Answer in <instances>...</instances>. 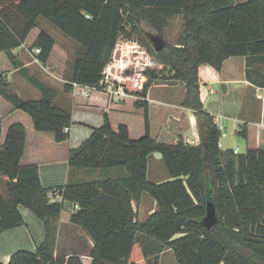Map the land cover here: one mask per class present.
Returning <instances> with one entry per match:
<instances>
[{
    "label": "trees",
    "instance_id": "trees-1",
    "mask_svg": "<svg viewBox=\"0 0 264 264\" xmlns=\"http://www.w3.org/2000/svg\"><path fill=\"white\" fill-rule=\"evenodd\" d=\"M173 14H182L183 32L177 42L165 40L156 52L142 25L161 35ZM39 18L81 47L66 90L72 82L97 86L118 37L137 38L168 67L150 70L140 94L146 96L151 83L165 77L159 76L163 69L171 73L172 79L184 84L181 105L193 110L199 142L153 137L148 106L142 100L134 102L144 109L145 133L138 139L129 138L124 124L114 129L103 112L102 124L68 152L69 169H83L91 179L58 187L63 200L77 205L69 220L87 232L93 249L86 258L76 254L56 258L52 219L60 214L62 202L48 199L36 164H20L26 129L22 123L11 124L0 143V232L24 223L21 205L42 220L45 237L34 251L16 250L0 264H84V260L137 264L138 258L148 255L149 264H158V254L136 249L137 233L171 248L176 264H264V148L247 140L243 153L221 151L217 146L221 131L203 107L198 76L201 64L219 72L227 57L264 56V0H0V51L12 58V49L28 44ZM54 44L40 30L28 48H40L36 58L47 65ZM29 81L41 91V99L21 98L2 78L0 93L30 116L35 130L51 132L56 142L66 140L69 134L64 128L73 123L71 114L51 102V88L34 77ZM238 133L246 138V129ZM156 151L171 177L161 183L147 178L148 156ZM144 192L156 200L158 210L140 222L132 201L138 202ZM207 201L213 202L218 217L210 229L201 221Z\"/></svg>",
    "mask_w": 264,
    "mask_h": 264
},
{
    "label": "crops",
    "instance_id": "crops-1",
    "mask_svg": "<svg viewBox=\"0 0 264 264\" xmlns=\"http://www.w3.org/2000/svg\"><path fill=\"white\" fill-rule=\"evenodd\" d=\"M23 48L27 50L32 59L24 58L22 53ZM11 52L13 59L6 52L0 51V78L9 82L10 88L21 98L25 96L24 83L27 81L33 85L29 81V78L34 77L52 89L51 102L60 109L65 110V99L69 95L72 100H69L67 97V102L68 100L70 102L72 101L74 105H80L86 111L100 112L102 117L103 112H106L114 129L119 124L126 125L130 139H138L144 135V109L134 105V102L139 99H135L134 96H128L118 101L112 100L104 94L105 99L101 100L95 94V92L100 93L99 91L87 90L88 92L85 95L80 93L79 88L73 87V85L69 90H66L64 88V84L68 78L66 74L59 76L57 73L49 72L45 65L40 63L36 58L35 48L29 49L25 44H22L12 49ZM36 64L41 65L40 68ZM260 64L263 66L262 70H260ZM201 70L202 68L199 67L200 99L205 110L213 116L220 131L222 132L221 129L225 128L222 124V119L225 118L238 123L248 124L252 129L250 130L248 127L246 129V138H243H245L246 142L247 140H255L258 146L262 147L260 146L258 138L261 135L260 132L264 131V85L260 84L264 78V56H230L223 61L219 72H215L209 67ZM42 76L46 78L43 79ZM44 80H48L49 83H46ZM51 81L56 82V85H53ZM173 86H169L167 83L156 84L154 85L156 88L154 90L150 85L147 88L145 98L140 99L145 101L148 106V126L150 134L153 135L154 132L155 137L160 138V134L163 131H167L169 134L172 132V134H175L184 143L198 144L199 135L195 127L196 120L193 110L182 106L180 103L175 104L169 101L171 96L176 93L170 94L171 90L166 87L172 88ZM35 88L39 91V94L35 98L27 100L41 99V91L37 87ZM57 91H62L64 97H59ZM247 94H249V98ZM77 95L81 97L79 98ZM232 109L233 111L229 113ZM69 113L73 121L71 126L68 127L69 137L62 142H56L51 132L35 130L30 116L24 111L16 109L0 93V143H3L8 127L11 124L22 123L26 129V138L20 164H36L40 182L48 190H58V187L63 186L67 182L71 180H83V176H85V172L79 170L74 171L73 176H70L71 170L68 167V152L70 148L75 147L69 143L74 138L73 131H75V127H86L85 125L87 123L81 119H74L72 113ZM153 124L156 126L155 131H152ZM82 129L78 133L83 132V136H88L87 134L90 131L86 132L84 130L85 128ZM239 131H236V133ZM250 131L253 134L250 135ZM80 140L82 139L77 137V141L75 142H80ZM46 143L51 145V148L47 149L45 147ZM245 148L247 149V145ZM220 149L225 154H228L227 152H230L229 150H232L234 154L243 153L238 152V147H236L237 151L234 152L235 148L228 146L226 142L222 143ZM155 156L159 157L158 155ZM156 164L149 165V162L147 163V178L149 179L150 176L154 180V183L170 180L171 177L169 174H163L161 172L163 171L162 168ZM145 193L147 192L142 194L138 202L132 201L136 217L140 222L146 221L150 215L158 210L156 200H153V198H150L151 196ZM50 201L62 202L60 214L55 219H52L53 226L55 227L53 256L57 258L76 254L86 258L93 249V242L86 231L79 225L71 223L69 220L70 215L77 209V206L69 201V209L67 212H64V204L68 200H63L60 195ZM20 207L21 205L19 206V210L24 223L0 232V261L4 263L8 262L11 254L16 250L24 249L34 251L45 237L42 220L30 209ZM178 236L179 234L175 235V237ZM136 242V249L139 252L143 249L153 254H158V264L177 263L172 249L164 246L163 243L140 233L136 234ZM160 244L163 247H160ZM159 249L161 250L157 251ZM151 257V255L141 257L134 262L137 264H149L150 259H152ZM83 263L88 264V261L84 260Z\"/></svg>",
    "mask_w": 264,
    "mask_h": 264
},
{
    "label": "rangeland",
    "instance_id": "rangeland-1",
    "mask_svg": "<svg viewBox=\"0 0 264 264\" xmlns=\"http://www.w3.org/2000/svg\"><path fill=\"white\" fill-rule=\"evenodd\" d=\"M243 1V0H240ZM183 23H184V18L182 16V14H173L171 15L168 20H167V24L162 28L161 30V35L162 37L170 44H174L175 42H177L180 38V35L183 32ZM144 30L147 31H151V32H155V30L150 27L147 24H143L142 25ZM129 29V27H127V30ZM43 30L45 32H47L55 41L54 44V48L51 52L50 58H49V63L47 65H45V67L47 68V70L49 72H53V73H57L59 76H61L62 74H66V76H70L71 72H72V65L73 62L76 58H78L81 54V47L70 37H68L67 35H65L63 32H61L59 29H57L56 27H54L51 23H49L47 20L43 19V18H39L38 19V23L37 26L32 30L31 35L32 38L29 40L28 44L31 43V41L34 38V35H36L38 33V31ZM130 39H135L137 40V38H135L134 36ZM28 44H25V46L28 48ZM22 53L24 55V58L27 57L29 59H32L31 55L27 52V50L25 48L22 49ZM156 61L158 63V68L156 70H160L161 68H168V67H164L166 65H164L160 60H158L156 58ZM37 65V64H36ZM261 65V69L262 70V64ZM39 68L41 65H37ZM200 68H206L210 66L206 65V64H201L199 65ZM213 69V68H212ZM46 70V72H48ZM201 70V71H202ZM214 70V69H213ZM215 71V70H214ZM44 72V73H46ZM216 72V71H215ZM164 74V78H158L156 80H154L151 83V87L155 90L156 88L154 87V85L156 84H164L167 83L169 86L174 85L172 88L171 87H166L169 88L171 90L170 94L176 93L174 95L171 96V98L169 99L170 102L175 103V104H181L183 97H184V93H185V88H184V84L180 81H177L176 79H172L171 78V73H168L167 71H165L163 69L162 73H159V76ZM44 75V74H43ZM43 79H45V76H42ZM46 83H49L48 80H44ZM51 83H53V85H56V82L51 81ZM25 85V96L23 98L25 99H30V98H35V96L37 94H39V91H37V89L31 85L30 83H28L27 81L24 83ZM176 85V86H175ZM57 95L60 97L63 96L62 91H57ZM96 95H98L100 97L101 100L105 99V95L104 93L102 94L101 92H95ZM79 98L81 97L80 95ZM64 97V96H63ZM67 97L69 98V100H72L70 98L69 95H67ZM67 97L65 99V110L68 112H71L73 115L74 119H81L82 121H84L85 123H87L85 126L86 127H75V131H73L74 133V138L71 139L69 141L70 144H72L73 146H78L81 142H83L85 139H87L91 133V131L100 126L102 124L103 121V117L102 114L99 113H95L94 111H86L84 109V107H81L80 105H74L73 102L69 101L67 102ZM247 97L249 98V94H247ZM247 98V99H248ZM230 100H232V98H230ZM246 100V99H245ZM79 101V99H78ZM250 101V100H249ZM233 111L230 110L229 113H231ZM158 119H160V117H158ZM222 124H223V129L222 132H225L226 135L224 137H221L222 139V143H228V146H233V148L238 147V152H244L246 151L245 147L247 145V142L245 140V138L241 137L238 133H236V131L242 130V129H247L249 126L248 124H243L241 122H235L233 120H227V118L222 119ZM196 129H197V124L195 125ZM82 128H85L84 130L86 132L90 131L87 135L88 136H83V132L82 133H78L79 130H83ZM250 128V127H249ZM252 129V127L250 128V130ZM156 130V126L153 124L152 125V131ZM261 135L258 138L260 146H262L264 148V131L260 132ZM253 134V132L251 133L250 131V135ZM153 137H155V134L153 132ZM254 136V135H252ZM77 137H80V142H75L77 141ZM83 137V138H82ZM85 137V138H84ZM169 138H176L175 134H169L167 131H163L160 134V138H157L158 140H162V141H166ZM190 144V143H187ZM227 145V144H226ZM45 147L47 149L51 148V145L49 144H45ZM155 155H158L159 157H156ZM157 159V160H155ZM148 162L149 165L155 164L158 165V167L162 168L163 171H161L163 174H168L167 169L165 167V164L162 160V157L160 155L159 152H154L151 153L148 156ZM82 172H86L83 171V169H81ZM70 176H73V171L71 170ZM84 180H88L91 179V176L87 175L85 173V176H83ZM149 181L154 182V180L149 176ZM146 195H149L148 193H145ZM150 196V195H149ZM152 198V197H150ZM154 200V199H153ZM70 206V202L69 201H65L64 204V212H67ZM20 208H23V206H21ZM176 262V261H175ZM176 264V263H175Z\"/></svg>",
    "mask_w": 264,
    "mask_h": 264
},
{
    "label": "built area",
    "instance_id": "built-area-1",
    "mask_svg": "<svg viewBox=\"0 0 264 264\" xmlns=\"http://www.w3.org/2000/svg\"><path fill=\"white\" fill-rule=\"evenodd\" d=\"M35 52H40V48H35ZM158 68L155 57L138 40L118 37L108 60L105 62L101 79L97 86L82 85L72 82L73 87H78L80 93L87 94L89 90L104 93L112 100H122L128 96H134L135 99H143L140 93L149 80V71ZM88 90V91H87ZM67 132L68 128L65 127ZM225 136L221 132L217 146L222 147L221 137ZM237 149H234L236 152ZM59 190L53 189L47 192L49 200H54L60 196ZM77 206V205H76Z\"/></svg>",
    "mask_w": 264,
    "mask_h": 264
},
{
    "label": "water",
    "instance_id": "water-1",
    "mask_svg": "<svg viewBox=\"0 0 264 264\" xmlns=\"http://www.w3.org/2000/svg\"><path fill=\"white\" fill-rule=\"evenodd\" d=\"M155 30V29H154ZM146 36L156 52L160 51L165 45V39L155 30V32L144 30ZM218 220L215 206L212 201H207L205 215L202 218V224L206 229H210Z\"/></svg>",
    "mask_w": 264,
    "mask_h": 264
}]
</instances>
